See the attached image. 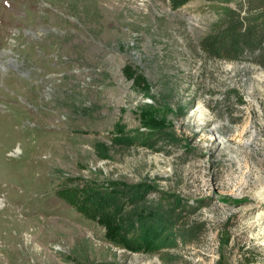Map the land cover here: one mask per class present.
Wrapping results in <instances>:
<instances>
[{
  "label": "rangeland",
  "instance_id": "obj_1",
  "mask_svg": "<svg viewBox=\"0 0 264 264\" xmlns=\"http://www.w3.org/2000/svg\"><path fill=\"white\" fill-rule=\"evenodd\" d=\"M211 4L0 0V264H264V66L256 51L206 56ZM147 117L177 144L97 158L115 125L143 131ZM111 183L146 185V206H200L185 218L199 237L168 263L128 252L58 195Z\"/></svg>",
  "mask_w": 264,
  "mask_h": 264
},
{
  "label": "trees",
  "instance_id": "obj_2",
  "mask_svg": "<svg viewBox=\"0 0 264 264\" xmlns=\"http://www.w3.org/2000/svg\"><path fill=\"white\" fill-rule=\"evenodd\" d=\"M190 1L170 0L173 9ZM205 1L213 3L211 6L217 15L216 22L199 42L206 56L217 60L237 61L246 52L256 51L254 61L264 66L261 48L264 42V0ZM151 119L153 118H146L143 131L126 130L122 124L115 125L110 144L94 145L97 158L110 160L114 149H130L135 146L154 150L158 139L171 145L177 144L179 139L169 123ZM110 185L112 187L109 191L106 188H89L81 193L74 190L59 192L58 195L70 206L79 208L92 219L98 220L113 240L128 252H164L161 260L168 263L169 250L194 244L199 237L203 224L188 223L185 218L187 214L195 213L200 206L193 207L174 195H168L167 205L157 202L146 206V195L151 191L146 185Z\"/></svg>",
  "mask_w": 264,
  "mask_h": 264
},
{
  "label": "bare ground",
  "instance_id": "obj_3",
  "mask_svg": "<svg viewBox=\"0 0 264 264\" xmlns=\"http://www.w3.org/2000/svg\"><path fill=\"white\" fill-rule=\"evenodd\" d=\"M12 62V60H10ZM256 200L259 204H264V189L262 188L261 190H259L256 194ZM248 207V206H247ZM253 223V221H252ZM254 223L256 226H258L257 228V232L255 234L252 235L253 239L259 243H263L264 242V210H260L258 211V213L256 214L255 218H254ZM254 225V224H252ZM262 225V227H260ZM264 245V244H263Z\"/></svg>",
  "mask_w": 264,
  "mask_h": 264
}]
</instances>
